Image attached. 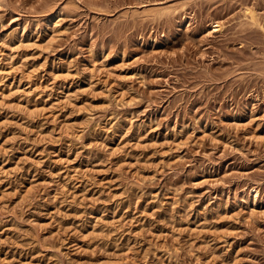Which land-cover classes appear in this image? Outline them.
I'll use <instances>...</instances> for the list:
<instances>
[{
	"label": "rangeland",
	"instance_id": "rangeland-1",
	"mask_svg": "<svg viewBox=\"0 0 264 264\" xmlns=\"http://www.w3.org/2000/svg\"><path fill=\"white\" fill-rule=\"evenodd\" d=\"M247 9L264 21V0H0V264H264Z\"/></svg>",
	"mask_w": 264,
	"mask_h": 264
},
{
	"label": "bare ground",
	"instance_id": "bare-ground-1",
	"mask_svg": "<svg viewBox=\"0 0 264 264\" xmlns=\"http://www.w3.org/2000/svg\"><path fill=\"white\" fill-rule=\"evenodd\" d=\"M171 11L172 10L167 9V8L166 9H164V8L157 9V10L151 11L148 14V16H152L153 18H161L162 16L169 15L170 13L172 14ZM246 16L248 17L249 22L252 25L260 28L263 31V33H264V21H261L260 17L258 16V14L253 9H247L246 10ZM219 27H220V25H219ZM14 39H15L14 35H12L8 40L3 39L4 42L0 44V45H2L3 47L6 48L7 52H6L5 55H6V59L7 60H12L14 58V54H13L14 53L13 52L14 47L12 45V42L14 41ZM256 192H258V191L256 190Z\"/></svg>",
	"mask_w": 264,
	"mask_h": 264
}]
</instances>
